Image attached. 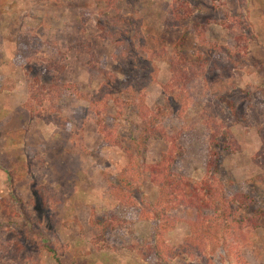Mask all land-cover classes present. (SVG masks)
<instances>
[{"label":"rangeland","instance_id":"obj_1","mask_svg":"<svg viewBox=\"0 0 264 264\" xmlns=\"http://www.w3.org/2000/svg\"><path fill=\"white\" fill-rule=\"evenodd\" d=\"M111 1L0 0V264H161L148 254L161 231L177 251L170 264H264V149L257 125L264 124V0ZM23 34L37 51L29 58L19 49ZM115 43H121L117 50ZM182 54L235 66L213 71L208 65L186 84L183 114L177 107L163 116V128L183 146L175 168L195 183L218 181L244 224H256L245 239L214 231L195 240L193 256L183 248L202 226L196 210L180 207L172 221H159L142 214L158 194L151 182L120 189L130 162L135 175L133 168L154 164L168 149L154 135L135 154L144 126L140 101L128 107L118 97V104L109 102L114 109L103 101L100 118L92 106L102 71L130 80L116 55L132 56L155 69L141 99L161 112L172 58ZM230 103L245 121L234 119L228 145L212 147L207 122L213 112L231 116ZM213 150L220 153L216 167L208 165ZM124 193L133 195L127 204H121ZM114 219L104 232L94 225Z\"/></svg>","mask_w":264,"mask_h":264},{"label":"trees","instance_id":"obj_2","mask_svg":"<svg viewBox=\"0 0 264 264\" xmlns=\"http://www.w3.org/2000/svg\"><path fill=\"white\" fill-rule=\"evenodd\" d=\"M105 1V6L113 4L111 0ZM187 3L189 4V1H185L181 4V6L187 8ZM27 37L31 38L32 36L23 34L18 38L19 49H22V54L25 58H29L37 52L35 51L36 48H29V41ZM32 39L36 40V36L33 35ZM115 44L117 47L116 50L120 48L121 43ZM183 44L184 40L179 42L177 47L179 48ZM224 50V53L229 54V48H224ZM118 56L119 55H116V58L123 66V73L125 75L129 74L131 79L123 81L120 80V78L109 75L107 71H102L104 81L101 83L99 91L92 101V106L95 108L94 111L96 115H98L99 118L102 116L99 106L103 101L106 105L105 109H107L108 106V109H114L109 102L113 101L116 102L115 104H118V97H121L122 100L126 99L128 107L136 106V103H138L137 101H140L136 111L139 118L142 119L141 121L144 126H141V134L134 143L136 150L135 154L139 156L141 152L140 144H144L147 137L154 135H156L157 138L160 136V138L164 140L165 145H168L167 151L162 153L161 158L154 164L148 166L144 163L143 166L140 164L138 167L133 168L132 170L134 172H132V174L135 175H129V169L130 167H133V165H130V162L129 165L125 167V170L120 178V183L122 185L120 189H128L130 191H133L134 189L140 190L141 188H144L141 183L146 182V179L148 182H151V184L158 189V194L153 202H149V204H147L149 209L143 210L142 214L147 215V213L151 212L154 215L153 217L157 218L159 221H172L171 214L180 207L196 210L198 217H201L200 220L203 223L201 224L202 226L200 230H196L194 233V238L188 239L185 247L183 248L184 253L190 256H193L195 253L192 251V246L196 244L195 240L197 241L202 238L203 240H206V237L212 236L214 231H221V233H219L221 235H223L226 231H232L235 237L243 239L247 238V234L251 231V227H254L256 224H244L242 221L243 216L239 218V214L237 215L233 209L235 199L230 200L228 198L229 195L225 192L223 186L218 181L207 177L202 180L201 183H195L185 176H180L175 168V164L177 162V155H183V146L181 147L177 141L178 138L174 135H170L169 131L163 128L162 125L163 116L171 113L174 108L178 107V113L183 114L184 106L182 105L184 101L186 102L189 99V94L187 93L188 85H186L188 82L194 81L195 77H199L203 74L208 65H212L214 67L213 71L224 69L225 67L232 69L233 66H235L234 61L230 63H223V61L218 58L211 60L204 55H199V61L195 62L192 61L191 58H188L187 54H182L179 59L172 58L171 71L173 76L171 82L166 84L163 88L164 94L166 96L168 95L166 98L165 108L161 112H155L154 110H151L144 103V101H142L144 100V97L141 99V94L144 88L148 87L153 81H155V69L150 67H147L148 69H146L145 67H142L141 63L132 56ZM133 73H137L139 75L141 73L142 76L141 78L135 79L133 78ZM213 76H215V74H213ZM180 103H182V105ZM229 108L231 109V116L223 112H219L220 115L218 112H213L215 115L211 116L212 118H209L207 125L205 124L206 130L209 134L210 146L212 147L220 148L221 145H228L227 138L231 137L228 128L233 124L234 119L238 120L239 118H243L240 117L241 113L237 110V107L233 103H230ZM243 120L245 121L244 118ZM257 122V125H259L258 133L264 149V124L260 121ZM98 123L102 125L103 121L100 120ZM104 128L105 127L102 128L103 131ZM121 148L124 147L122 146ZM123 150L126 152L129 159L134 158L133 153L131 150L127 149V147ZM213 155L216 157L215 160ZM219 156L220 153L213 150L212 159L208 165L211 164L216 167L219 162ZM130 194H132V192H130ZM130 194L124 193L122 195L123 198L121 204H127L126 201L130 200L133 196ZM206 208L212 210L213 214L204 215L201 211ZM115 219L114 221H108V223H106L107 225H94L96 228L101 230V232H104L109 227H114V224H116ZM204 222H207V226ZM256 222L260 223L259 219H257ZM158 234L159 238L157 237L156 243L148 245V254L154 255L161 264H170L169 260H172L177 255V251H175L163 239L162 231L157 233V235ZM199 254H201V252H199ZM205 263L211 264L209 260H205Z\"/></svg>","mask_w":264,"mask_h":264}]
</instances>
